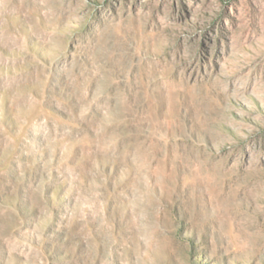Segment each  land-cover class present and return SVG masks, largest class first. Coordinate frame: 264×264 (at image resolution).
<instances>
[{
    "label": "rangeland",
    "instance_id": "rangeland-1",
    "mask_svg": "<svg viewBox=\"0 0 264 264\" xmlns=\"http://www.w3.org/2000/svg\"><path fill=\"white\" fill-rule=\"evenodd\" d=\"M0 264H264V0H0Z\"/></svg>",
    "mask_w": 264,
    "mask_h": 264
}]
</instances>
